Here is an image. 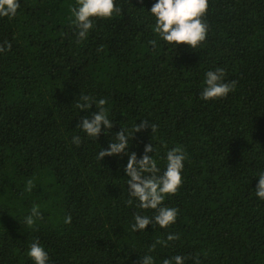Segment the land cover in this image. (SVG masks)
Segmentation results:
<instances>
[{"label":"trees","instance_id":"1","mask_svg":"<svg viewBox=\"0 0 264 264\" xmlns=\"http://www.w3.org/2000/svg\"><path fill=\"white\" fill-rule=\"evenodd\" d=\"M154 2L117 0L120 13L94 19L79 42L75 0H20L15 18L0 17V43L12 45L0 54V264H32L26 249L37 238L49 264H141L145 254L155 264L175 255L186 264H264V201L253 176L264 169V0H209L196 49L155 36ZM216 67L235 88L203 101L204 73ZM81 93L105 98L114 119L96 141L77 126L98 111L79 109ZM144 121L153 134L145 127L125 153L96 159L120 127ZM151 142L154 158L172 147L186 154L183 182L164 201L179 214L167 229L134 232V213L153 210L126 205L123 167L127 152L140 158ZM33 205L42 216L29 226ZM169 232L180 238L167 242Z\"/></svg>","mask_w":264,"mask_h":264},{"label":"clouds","instance_id":"2","mask_svg":"<svg viewBox=\"0 0 264 264\" xmlns=\"http://www.w3.org/2000/svg\"><path fill=\"white\" fill-rule=\"evenodd\" d=\"M209 0H155L147 13L153 19L152 31L165 45L174 49L184 44L192 49L201 46L208 34V24L203 17L208 9ZM20 8V0H0V17L13 19ZM121 9L117 0H75L74 6H70V23L74 26L77 41H83L94 28L93 20L111 19L114 14L120 13ZM153 48L157 46V40L150 41ZM11 43L5 40L0 43V54L11 50ZM226 72L222 67L208 70L204 73L202 89L199 99L203 101L215 100L226 97L235 88V81H225ZM106 99H97L94 96L80 94L78 107L87 111L94 104L98 111L90 116L81 117L77 125L88 138L96 141L103 131L108 134L114 126V119L109 118V112L105 108ZM145 127H150L152 134L156 131L154 123L144 121L135 124L131 131L120 127L109 141L108 147L99 150L96 159L101 161L106 155H120L128 149L130 138L135 132ZM71 142L79 147L82 143L79 135H74ZM156 147L151 142L144 145L143 154L137 158L135 152H127V163L123 167L126 177L127 206H134L141 210H153V215L134 213L131 228L134 232L146 231L147 226L153 229H167L176 223L179 209L164 204L166 197L174 195L181 186L182 172L186 154L181 147H172L166 151L163 157L154 158ZM162 163V167H161ZM253 176L258 177L255 196L264 201V169H260ZM32 181H28L26 190H32ZM42 213L38 205H33L30 212L25 216V223L34 225L35 220L41 218ZM72 217H64L65 224H71ZM180 237L177 233L169 232L167 242H173ZM161 243V241H157ZM27 258L32 264H49L51 259L49 252L41 245L39 239H34L26 249ZM187 256L175 255L162 258L161 264H186ZM141 264H155L154 257L149 254L141 256ZM193 264H200L195 259Z\"/></svg>","mask_w":264,"mask_h":264}]
</instances>
